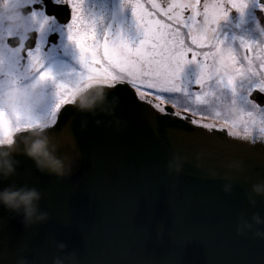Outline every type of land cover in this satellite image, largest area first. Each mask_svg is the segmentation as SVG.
I'll return each mask as SVG.
<instances>
[{
  "label": "water",
  "instance_id": "1",
  "mask_svg": "<svg viewBox=\"0 0 264 264\" xmlns=\"http://www.w3.org/2000/svg\"><path fill=\"white\" fill-rule=\"evenodd\" d=\"M118 87L107 88L101 105L115 106L114 116L76 110L62 134L58 155L70 157V178L41 173L16 155V172L0 187H36L49 219L25 227L0 208V264H53L68 253L78 264H264V238L255 235L264 225L238 232L242 220L264 219V197L249 200L252 186L264 182V140L205 127L170 106L164 115ZM173 157L183 162L178 174L168 169Z\"/></svg>",
  "mask_w": 264,
  "mask_h": 264
},
{
  "label": "snow or ice",
  "instance_id": "2",
  "mask_svg": "<svg viewBox=\"0 0 264 264\" xmlns=\"http://www.w3.org/2000/svg\"><path fill=\"white\" fill-rule=\"evenodd\" d=\"M228 2L232 9L240 12H243L248 6V0H228ZM199 4L200 0H195V3L191 4L177 3L170 5L165 10L156 3V0H152V8L156 11H149L139 0H134L129 4V7L135 18L138 36L136 40L130 41L121 34L116 35L115 39H110L107 32L101 34L98 31L96 20L85 12L84 0H33L27 7L40 23L37 34L53 21L61 23L68 40L79 50L82 70L78 74L76 73L78 78L73 81L56 83V102L44 116L38 117L32 111L0 105V121L5 127V138L3 139H10L12 132L18 131L22 125L42 123L48 125L47 135L52 141L56 144L61 143L62 134L70 129L78 114L75 107L66 106L72 105L71 100L78 87L89 84H101L118 92L120 91L118 86L126 82L136 87L141 99L149 95L140 87L146 86L155 90L153 94L158 100L165 99L159 93L191 94L192 85H197L200 91L196 93V99L203 101L207 95L204 88L216 82L218 86H222L230 93L232 105L235 106L238 103L243 108L250 107L252 109L247 113L250 119L242 121L246 134L253 131L249 125L255 124L256 115L261 117V123L264 124V105L259 104L253 98L254 91L264 94V73L257 76V73L251 70L252 60H249L248 66L234 68L232 75L226 80L211 74L209 58L215 60V50L224 44V41L216 35L215 22L219 21L221 17L226 18L229 11L224 6L223 0H206L203 5L206 27L201 26V30L197 32L194 30L195 25L190 24L189 21L194 20L195 16L199 14ZM49 5L63 9L66 18H61L55 7L53 10H49ZM188 8L192 9L193 16L184 19V11ZM159 12H163L168 21H175L177 24L187 27L189 29L187 37H190L191 44L187 42V37L177 24L157 18ZM240 44L246 52L255 53L259 49L261 53H264L260 42L241 40ZM202 48L210 50L203 52L198 50ZM189 54H191V58H189ZM200 57L203 59H199ZM229 60L232 65L239 63L235 55H231ZM25 61L28 70L38 72L34 83L30 85L31 87L53 79L49 71H39L41 61L38 47L33 49L27 47L26 44L24 47L18 48L12 43L11 38H8L6 42L0 39V65L7 62L9 67L8 78L4 83L19 86V80L25 71L22 68ZM188 64L198 65L199 72L190 85L182 88L180 74L184 66ZM97 65L99 68L96 67ZM259 67H264V55L260 57ZM204 69H208V72L206 73ZM4 83H0V88ZM145 102L151 103L150 100H145ZM155 107L160 113L169 114L163 107L159 105H155ZM177 115L179 114L177 113ZM193 122L195 123V121ZM205 127L209 126L205 125ZM259 131L264 134V126ZM229 135H237V133L230 132ZM253 139L255 140V137ZM65 157L70 159L67 155Z\"/></svg>",
  "mask_w": 264,
  "mask_h": 264
},
{
  "label": "flooded vegetation",
  "instance_id": "3",
  "mask_svg": "<svg viewBox=\"0 0 264 264\" xmlns=\"http://www.w3.org/2000/svg\"><path fill=\"white\" fill-rule=\"evenodd\" d=\"M166 1V0H165ZM134 2V0H84L85 12L96 20L98 31L102 34L107 32L110 39H115L116 35H123L127 37L130 41L135 40V34L132 29L135 28V18L132 16L131 8L129 4ZM144 7L151 11V0H139ZM206 0H200L198 6V15L196 19L198 22H203L205 16L203 15V5ZM223 4L228 8V15L226 18L221 17L219 21L215 22V27L217 28L216 35L219 39L224 41V44L218 46L216 51V59L213 60L209 58V65L211 67V74L219 78L227 79L232 75V70L234 68L246 67L248 66L249 60H252L251 70L257 73L259 76L264 73V67H259L260 57L264 55L258 49L257 52L245 51L241 46L240 41L246 40L247 42H260V47L264 48V6L258 0H248V6L243 10V12L232 9L231 4L228 0H223ZM125 5V6H124ZM55 6L49 5V10H53ZM58 15L61 18H66V13L63 9L55 7ZM187 12V17L190 16ZM193 15V12H192ZM167 18H165L166 20ZM197 22V23H198ZM184 30V28H183ZM185 31V30H184ZM184 35L187 37V33ZM0 39H8L3 33H0ZM12 43L17 45V41L11 38ZM187 42L191 44V39L187 37ZM215 43V41H213ZM24 47V46H22ZM27 47L33 49L39 48L41 68L39 71H49L52 74L53 79L45 81L42 84L37 85V93L39 95L38 100H34L32 104V112L34 115L41 117L46 115L54 106L56 102V83L58 82H71L76 77L82 69L80 65V53L79 50L68 40L64 26L56 21L51 22L47 25L39 34H34L33 38L27 43ZM195 47V46H193ZM199 51H209L208 48L198 49ZM235 55L238 64L232 65L229 57ZM191 58V54H189ZM199 59H203L200 57ZM22 66L25 70L24 75L19 80L20 87H29L34 83L38 76V72H31L28 70V66ZM99 68V65L96 66ZM21 69V71H23ZM208 72V69H204ZM199 72L198 65L188 64L185 65L180 74V84L181 87L190 85L193 80L197 77ZM9 73V67L7 62L0 65V83L7 81ZM122 85H127L133 89L136 93V87L128 83H122ZM194 92H199L200 88L197 85H192ZM205 88H211L205 99L213 100L212 103L221 102L227 103V99L230 98V93L223 89L222 86H218L216 82H213L211 86H206ZM206 92V91H205ZM144 100H150L152 103L157 102L156 98L150 92ZM213 93V94H212ZM257 93L264 94L259 91L253 92V98L256 99ZM165 94V100L161 103L165 106L170 104V99L172 97L169 93ZM138 95V93H137ZM181 95V93H180ZM179 97L184 98L182 95ZM139 96V95H138ZM226 100V101H223ZM169 101V102H168ZM264 105V99L261 100ZM172 105V104H170ZM174 108L175 112L178 114H183L189 111L188 109ZM196 118V117H195ZM5 127L2 121H0V136H4ZM17 131L12 132V136L16 134ZM18 135V134H17Z\"/></svg>",
  "mask_w": 264,
  "mask_h": 264
},
{
  "label": "clouds",
  "instance_id": "4",
  "mask_svg": "<svg viewBox=\"0 0 264 264\" xmlns=\"http://www.w3.org/2000/svg\"><path fill=\"white\" fill-rule=\"evenodd\" d=\"M33 0H0V33L8 38L17 41V47L25 46L38 33L40 23L36 17L28 10ZM36 87H20L9 83H4L0 88V105L5 107H16L25 111H32L34 100L39 99ZM107 88L101 84H89L78 87L72 97L71 103L80 113L88 114L93 117L98 115L114 116L116 107L105 109L101 105L107 101ZM115 100L118 102L119 98ZM96 124L102 123L97 119ZM119 126L120 121H115ZM48 125L33 123L22 125L10 139H0V183L12 177L17 169L19 161L16 160L17 154H22L30 159L37 170L41 173L55 175L58 178H70L73 173L72 162L58 155L59 147L47 135ZM82 130L87 128V121H82ZM20 135L19 139L16 138ZM230 167H238L232 164ZM183 168V162L178 157H173L169 161V172L179 173ZM231 190L230 185H226L225 191ZM255 197H264V182L254 184L249 193V200L255 203ZM42 193L36 187L15 186L8 184L0 187V208L21 218L25 227H30L37 223H46L49 219L47 212L40 210ZM255 226L264 225V219L258 214L252 217V223L242 220L238 226V232L243 234L252 231ZM255 235L264 238V232L255 231ZM57 250L65 252L66 245L59 243ZM19 264H28L26 260H21ZM53 264H78L74 253L64 256H57Z\"/></svg>",
  "mask_w": 264,
  "mask_h": 264
},
{
  "label": "rangeland",
  "instance_id": "5",
  "mask_svg": "<svg viewBox=\"0 0 264 264\" xmlns=\"http://www.w3.org/2000/svg\"><path fill=\"white\" fill-rule=\"evenodd\" d=\"M152 1V0H151ZM156 3H158L162 9H167L170 5L172 4H177V3H195V0H156ZM150 10V8H149ZM151 11H156L155 9L152 8L151 5ZM178 11V10H174ZM187 12H189L190 16L187 17ZM192 9L188 8L184 11L183 18L187 19L189 17H192ZM157 18L164 20L165 22L177 24L175 21H168L167 16L163 14V12H159L157 15ZM206 18L203 20V22H198L195 16L194 20H190V24L195 25V31L199 32L201 30V26L206 27ZM198 22V23H197ZM178 27H180L182 32H185L188 34L189 29L185 27L183 24H177ZM184 28V30H183ZM132 32L135 34V40L137 39L138 32L136 29V26L134 29H132ZM186 34V35H187ZM190 38V37H188ZM141 90L145 92H150L154 98H156V95L153 94L155 93L154 89H149L146 86H140ZM211 88H204V91H206L207 95L209 96L210 93L208 91ZM209 94V95H208ZM213 94V93H212ZM159 95L166 97L164 93H159ZM172 97L170 99V106H174L175 108H180L184 106V108L188 109V113H190L193 117H196L198 120H196L197 124H202V125H208L209 127H215L219 129H225L226 131L237 133V135L240 136H246V137H256V138H261L264 140V134H262L259 129L264 126V124L261 123V117L259 115L255 116V124L254 125H249L253 131L250 133L246 134L245 133V125L242 123L244 120L250 119L247 116V113L249 111H252L250 107L248 108H243V106L239 105L238 103L234 106L231 103V96L229 99H227V103H221V102H216L212 103L213 100H207L203 99V101H198L196 99V92H194V89L191 88V94L189 93H181V95L184 98L179 97L180 93H172ZM180 95V96H181ZM166 99V98H165ZM157 100V102H153V105H159L160 107H163L164 104H162V101H167V100ZM226 101V100H223ZM169 102V101H168ZM243 108V110H241ZM227 121V123H226ZM5 138L4 136H0V139Z\"/></svg>",
  "mask_w": 264,
  "mask_h": 264
},
{
  "label": "trees",
  "instance_id": "6",
  "mask_svg": "<svg viewBox=\"0 0 264 264\" xmlns=\"http://www.w3.org/2000/svg\"><path fill=\"white\" fill-rule=\"evenodd\" d=\"M182 109H186V108H184V106L183 107H181Z\"/></svg>",
  "mask_w": 264,
  "mask_h": 264
}]
</instances>
